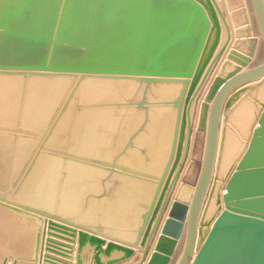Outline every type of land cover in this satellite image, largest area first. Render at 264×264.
<instances>
[{
	"label": "water",
	"instance_id": "water-1",
	"mask_svg": "<svg viewBox=\"0 0 264 264\" xmlns=\"http://www.w3.org/2000/svg\"><path fill=\"white\" fill-rule=\"evenodd\" d=\"M228 11L0 0V264H264V0Z\"/></svg>",
	"mask_w": 264,
	"mask_h": 264
},
{
	"label": "crops",
	"instance_id": "crops-1",
	"mask_svg": "<svg viewBox=\"0 0 264 264\" xmlns=\"http://www.w3.org/2000/svg\"><path fill=\"white\" fill-rule=\"evenodd\" d=\"M239 0H229V3H227V0H216L218 6L220 7L221 11L223 12L226 22L229 25L230 31H231V40H234L233 37V31L235 30L234 24L230 18L231 12L228 11V4L232 5V7H235V4L238 3ZM234 5V6H233ZM239 20L242 19V14H239ZM227 37L226 31L223 28L222 36H221V43L225 41ZM260 50V57L258 59L264 58V46L259 45L257 46V51ZM264 60V59H263ZM215 72V71H214ZM19 224L14 221H11V218H3L0 216V243L5 244L6 242L11 243L8 248L5 246L0 245V250H13L15 253H19L21 249H19ZM136 262H133V260L127 264H134ZM8 264H11V261L8 262Z\"/></svg>",
	"mask_w": 264,
	"mask_h": 264
},
{
	"label": "bare ground",
	"instance_id": "bare-ground-1",
	"mask_svg": "<svg viewBox=\"0 0 264 264\" xmlns=\"http://www.w3.org/2000/svg\"><path fill=\"white\" fill-rule=\"evenodd\" d=\"M226 1V0H225ZM200 99L201 98H199L198 100H197V103H195L194 104V118L192 119V122H193V127H194V125L197 123V119H196V121H195V114H196V112H197V106H198V104H199V101H200ZM249 113H250V110H249V107L248 106H246L245 105V109H240V111L237 113V115L239 116V114L241 115V117H243V115H245L246 117L249 115ZM240 117V118H241ZM246 119V118H245ZM196 130V129H195ZM193 143H194V141H193V138H191V140H190V146H189V148H190V150L188 149V153H187V157H186V160H185V165H184V167H183V170L181 171V173H180V178H179V181H177L176 182V184H175V186H174V189H173V193H172V200L174 199L173 197L175 196V194L177 193V191H178V188L180 187V184L181 183H183V178H185L187 175V173L189 172V164H190V162H191V159H192V154H193ZM231 143L232 144H230V142H229V145H228V147H226V149L228 148V150H226V151H229V150H231V148H232V146H233V141H231ZM228 156V155H227ZM226 156V157H227ZM188 171V172H187ZM186 183V182H185Z\"/></svg>",
	"mask_w": 264,
	"mask_h": 264
},
{
	"label": "rangeland",
	"instance_id": "rangeland-1",
	"mask_svg": "<svg viewBox=\"0 0 264 264\" xmlns=\"http://www.w3.org/2000/svg\"><path fill=\"white\" fill-rule=\"evenodd\" d=\"M263 59H264V58H262V59H257L256 62H255V65L260 64V63L263 61ZM181 248H182V244L179 245V247H178V249H177V251H176V254H175V256H174V260H173V261H176V259L178 258L179 254H180V252H181Z\"/></svg>",
	"mask_w": 264,
	"mask_h": 264
}]
</instances>
